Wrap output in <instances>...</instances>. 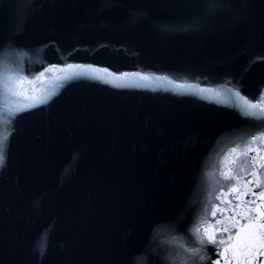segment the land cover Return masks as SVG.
<instances>
[{"label":"water","instance_id":"95a60500","mask_svg":"<svg viewBox=\"0 0 264 264\" xmlns=\"http://www.w3.org/2000/svg\"><path fill=\"white\" fill-rule=\"evenodd\" d=\"M197 227L220 240L132 0H0V264H226Z\"/></svg>","mask_w":264,"mask_h":264},{"label":"snow or ice","instance_id":"6c2138e0","mask_svg":"<svg viewBox=\"0 0 264 264\" xmlns=\"http://www.w3.org/2000/svg\"><path fill=\"white\" fill-rule=\"evenodd\" d=\"M71 67V66H69ZM128 74L125 73L124 76L126 77ZM144 79H147L148 77H143ZM6 89L8 91H12L11 89L7 88V85H5ZM237 96H239V92L236 93ZM33 105H24L23 109L21 110H27L29 107H32ZM249 107L253 109H259L261 113H264V99H262L261 103L259 105L256 104H251ZM252 143H256V138L253 139ZM235 151V150H234ZM251 151L250 146H246L244 150H242L239 153V157H244L245 159H234L233 160V165H235L234 168H229L224 174V179L226 181H235L237 184H239V180L242 179L241 174H246L245 173V168L244 165L246 163H254L255 158L254 157H249L248 153ZM261 159H264L262 157ZM261 168H264V164L260 166ZM251 183V181H249ZM264 184V180L257 179L256 181V187L260 188V194H259V199L264 201V187H261V185ZM238 190V189H237ZM253 196H255V193H252ZM229 204L232 202L229 201ZM245 203H251V201L245 202ZM239 207V205H237ZM219 209L217 208L215 211L212 212V215L215 216L216 212H218ZM250 211V210H249ZM259 216L261 218H264V210L259 211ZM243 218V217H241ZM217 225H220L221 228L220 230L223 233L228 234V242L231 243L232 239V231L231 228L228 227L224 223V218L222 217L221 220L216 221ZM232 227H235V224L232 225ZM259 229H264V223L259 225ZM195 232L197 234L201 235V243L203 244L205 241L209 243H218L220 245H223L225 243L224 239L217 240L216 238V229H213L212 235L207 234V230L202 229L200 227H197L195 229ZM241 233L236 234V243L232 245L231 249H225V253L228 251H232V257L233 259L236 260V264H264V261H260L259 257L264 256V231L257 233L255 229L253 228L252 225H246L241 229ZM258 236V238H257ZM256 249L255 256L252 255V250ZM223 255V254H222ZM217 264H219V261H217ZM226 264H231L230 261H226Z\"/></svg>","mask_w":264,"mask_h":264}]
</instances>
